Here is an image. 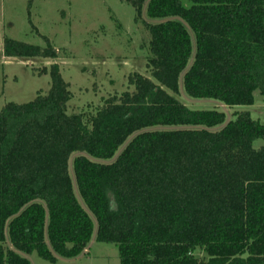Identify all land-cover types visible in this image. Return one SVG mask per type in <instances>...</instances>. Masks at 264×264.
<instances>
[{
  "label": "trees",
  "instance_id": "trees-1",
  "mask_svg": "<svg viewBox=\"0 0 264 264\" xmlns=\"http://www.w3.org/2000/svg\"><path fill=\"white\" fill-rule=\"evenodd\" d=\"M129 2L159 22L143 21L151 78L70 114L52 64L46 94L0 111V264L76 259L93 238L121 264H264V124L175 98L180 85L230 108L264 96V0ZM43 39L4 37V56L57 59Z\"/></svg>",
  "mask_w": 264,
  "mask_h": 264
},
{
  "label": "rangeland",
  "instance_id": "rangeland-1",
  "mask_svg": "<svg viewBox=\"0 0 264 264\" xmlns=\"http://www.w3.org/2000/svg\"><path fill=\"white\" fill-rule=\"evenodd\" d=\"M129 1L0 0V111L7 103H28L37 93L46 94L50 76L39 75V71L52 64L59 65L70 85V114L92 110L110 96L123 93L133 73L151 78L146 69L150 35L143 21L159 22L150 20L145 8L141 20L136 21V10ZM4 37L42 48L47 46L43 39L47 38L58 58L8 59L3 53ZM175 98L190 110H219L228 120L235 112H245L264 124V96L258 91L253 105L232 108L214 100L191 99L182 85ZM254 146L260 148L264 142L256 140ZM78 156L71 157L70 167ZM28 258L32 264H121L117 246L95 238L76 259L56 257L51 263L35 253Z\"/></svg>",
  "mask_w": 264,
  "mask_h": 264
}]
</instances>
